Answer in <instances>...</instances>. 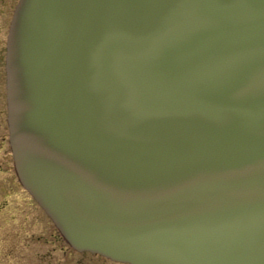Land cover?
<instances>
[{"label":"water","instance_id":"95a60500","mask_svg":"<svg viewBox=\"0 0 264 264\" xmlns=\"http://www.w3.org/2000/svg\"><path fill=\"white\" fill-rule=\"evenodd\" d=\"M21 187L122 264H264V0H19Z\"/></svg>","mask_w":264,"mask_h":264},{"label":"rangeland","instance_id":"374dc122","mask_svg":"<svg viewBox=\"0 0 264 264\" xmlns=\"http://www.w3.org/2000/svg\"><path fill=\"white\" fill-rule=\"evenodd\" d=\"M16 2L2 0L5 8H0V134L5 135V144L0 148V188L6 184L7 195V203L0 208V264H122L73 250L24 189L17 196L9 193L20 188L7 144L4 73L5 39ZM3 192L0 189V200Z\"/></svg>","mask_w":264,"mask_h":264},{"label":"flooded vegetation","instance_id":"af4514ba","mask_svg":"<svg viewBox=\"0 0 264 264\" xmlns=\"http://www.w3.org/2000/svg\"><path fill=\"white\" fill-rule=\"evenodd\" d=\"M17 3V2H16ZM16 5V4H15ZM0 8L1 9H3V8H5V6H4V4H2V0H0ZM5 13V12H4ZM4 140H5V135H1L0 134V148L1 147H3L4 146V144H5V142H4ZM10 154V153H9ZM0 171H2L1 170V164H0ZM9 185H11L12 186V184H9ZM4 187V188H3ZM3 187H1L0 189H1V192L2 191H4L3 192V195L1 196V200H0V208L2 207V206H5V204L7 203V201L5 200L6 199V197H7V195H6V184L5 185H3ZM19 190L17 189H14V190H10L9 191V193H11V192H13L14 194H16V196H17V192L19 193V191H21L22 190V188H21V186L19 185ZM19 196V195H18ZM3 197V198H2Z\"/></svg>","mask_w":264,"mask_h":264}]
</instances>
